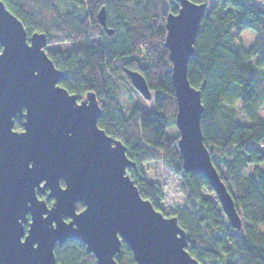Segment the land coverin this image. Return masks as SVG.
Wrapping results in <instances>:
<instances>
[{"label":"trees","instance_id":"trees-1","mask_svg":"<svg viewBox=\"0 0 264 264\" xmlns=\"http://www.w3.org/2000/svg\"><path fill=\"white\" fill-rule=\"evenodd\" d=\"M2 1L29 36L47 35L45 51L65 72L60 84L69 93L80 99L88 92L96 94L102 109L98 126L125 145L135 162L127 172L155 209H160L163 192L144 177L143 166L160 161L181 179L186 205L175 216L186 231L190 255L201 264H264V152L259 146L264 141V0L261 9L254 0H215L200 23L188 67L191 85L202 92L204 143L222 166L214 161L242 217L241 230L230 225L206 178L183 168L172 63L165 46L166 19L178 12V0ZM209 1L196 3L208 8ZM103 6L111 35L97 20ZM245 30L256 34L249 49L237 42ZM126 70L145 78L154 100L149 111L135 101L128 112L121 106L122 94L133 101L132 92H138ZM233 100L248 123L238 121L236 109L224 104ZM14 129H23L20 120ZM251 166V173L244 175ZM41 197L52 203L47 194ZM55 256L57 264H97L74 240L57 245ZM116 260L136 264L126 244Z\"/></svg>","mask_w":264,"mask_h":264},{"label":"water","instance_id":"water-1","mask_svg":"<svg viewBox=\"0 0 264 264\" xmlns=\"http://www.w3.org/2000/svg\"><path fill=\"white\" fill-rule=\"evenodd\" d=\"M178 1L177 13L182 15L185 3ZM193 7L196 10L180 24L175 23L180 19L177 13L170 12L166 19L178 148L184 170L206 178L230 225L241 230L242 217L204 143L202 92L188 77L199 26L207 12L206 3ZM97 20L108 34L113 33L105 6L99 9ZM47 43L43 32L29 36L0 0V47L5 52L0 58V264H57L55 247L68 240L83 244L97 264H118L116 256L123 244L132 251L136 264H201L188 252L187 234L178 218L165 216L141 195L127 172L135 162L128 158L125 145L98 126L102 109L96 94L88 92L80 99L66 88H54L55 82L61 85L65 72L48 56ZM126 74L138 93L150 100L152 92L145 78L132 70ZM16 119L21 121L20 131L14 129ZM27 128L28 134L22 136ZM32 162L35 171L28 167ZM57 178L69 184V193L59 190ZM44 179H48L45 187L55 190L49 188L43 194L45 189H41L37 202L33 190ZM66 182H61V190ZM46 194L51 204L41 197ZM29 203L33 208H28ZM78 204L83 205L81 211ZM30 211L34 216L29 214V220L36 221L31 234L26 219ZM43 214L48 221L42 219ZM23 236H29L27 248L19 244ZM35 243L39 249L32 248Z\"/></svg>","mask_w":264,"mask_h":264},{"label":"rangeland","instance_id":"rangeland-1","mask_svg":"<svg viewBox=\"0 0 264 264\" xmlns=\"http://www.w3.org/2000/svg\"><path fill=\"white\" fill-rule=\"evenodd\" d=\"M172 1V0H169ZM215 3V0H210L207 8V12L210 11V7L213 6ZM254 5L261 9V0H254ZM206 12V14H207ZM243 39H239V43L245 48L249 49L255 38L256 34L255 32L251 30H245L243 33ZM56 48H66L67 46L64 45H55ZM121 84H125L126 88H130V86L124 81H120ZM133 101L130 100L129 96H125V94H122L120 96V103L125 112H128L132 105L134 104V101L136 103H139L141 107L145 110L152 109L154 105V100L151 98L150 100L145 99L140 93L132 92ZM84 98V97H83ZM225 105L228 107H232L236 109V116L237 120L241 123H248L249 118L244 114V111L241 109L240 104L233 100L229 102H224ZM260 148L264 152V141L260 143ZM214 161L220 166L222 169L221 164L219 163L218 159L214 157ZM251 166L249 169L245 170L244 175L248 176L251 173L252 170ZM143 172L144 177L149 181L156 183L163 192V201L160 204L159 211L163 213L167 217H173L175 216L176 210L186 205V200L182 191V181L180 178H178L169 168H167L162 162L160 161H154L147 163L143 166Z\"/></svg>","mask_w":264,"mask_h":264},{"label":"snow or ice","instance_id":"snow-or-ice-1","mask_svg":"<svg viewBox=\"0 0 264 264\" xmlns=\"http://www.w3.org/2000/svg\"><path fill=\"white\" fill-rule=\"evenodd\" d=\"M184 3H185V10H184V12H183L182 15H181L180 13H177V15L180 16V19H178V20L175 21L176 24H180L183 20L186 19V17L190 16V15L192 14V12L196 10V8L193 7V5L196 3V0H184ZM186 5H187V7H186ZM238 39H243V34H242V33L238 34ZM4 56H5V52H4V51H0V58H2V57H4ZM36 75L39 76V73H36ZM57 87H59V88H64V85H62V84H61V85H57L56 82H55V83H54V88L56 89ZM197 91H199V90L197 89ZM64 98L67 99L66 96H65ZM74 105H75V101H73V107H74ZM25 108H27V107H25ZM74 108H75V107H74ZM23 109H24V108H23ZM27 109L29 110V108H27ZM76 109H77V108H76ZM77 110H79V111H83V109H77ZM29 111H30V110H29ZM26 115L29 117V114H26ZM28 122H29V121H28V118H27V120H25V125H27ZM11 132H13V128H11ZM27 134H28V128H27V132L22 133L21 135L23 136V135H27ZM69 135H71V133H69ZM111 147H112V148H115V145L113 144V145H111ZM28 167H29L30 170L35 171V162L29 163ZM62 181L66 182L63 178H57L56 183L58 184V188H59V190H60L61 192L65 193V194H67V193H69V191H70V186H69V184L66 182V183H67V187H64V188L61 190V182H62ZM47 184H48V179H44V180H43L41 183H39L38 186L33 190V191H34V198H35V201L38 202L37 193H40V194H41V189H45V191L43 192V194L48 193V189H49V188H53V189L55 190L54 187H48V188H46L45 186H46ZM60 199H61V197H60L59 195H57V200L59 201ZM39 203L42 204V205H45L44 203H41V202H39ZM45 206H46V208H47V205H45ZM59 206H60V205H59V203H58V204L56 205V209H58ZM28 208H30V209L33 208V205H32L31 203H29V204H28ZM47 210L49 211V213H52L48 208H47ZM88 211H89V208L86 209L84 213H86V212H88ZM29 214H31L32 216H34V212H31V211H30V212H28L27 215H26L27 224H28V223L31 224V227L28 228L27 231H29L30 234H31L32 229H33V227H34L36 221H35V219L30 221V220H29ZM75 215H76L77 217H80V216H81L79 213H75ZM42 219H43L44 221H48V220H49L48 217L45 216L44 214L42 215ZM19 223H21V224L23 225L24 233H25V224H23V220H20ZM69 223H71V221H69ZM50 227H51L52 229L54 228V226H53L52 224L50 225ZM24 235H25V234H24ZM122 238H125V237L123 236ZM28 239H29V236H28L27 238H24V236L21 237V238L19 239V244H20L22 247L27 248V247H28V245H27V241H28ZM32 248H33V249H39V248H40V244H39V243H35V244L32 245Z\"/></svg>","mask_w":264,"mask_h":264},{"label":"clouds","instance_id":"clouds-1","mask_svg":"<svg viewBox=\"0 0 264 264\" xmlns=\"http://www.w3.org/2000/svg\"><path fill=\"white\" fill-rule=\"evenodd\" d=\"M237 42H239V39H237Z\"/></svg>","mask_w":264,"mask_h":264}]
</instances>
